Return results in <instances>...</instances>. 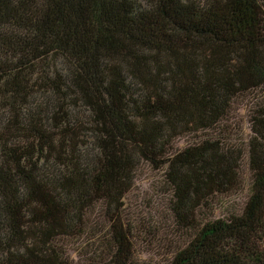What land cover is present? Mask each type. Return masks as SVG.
<instances>
[{"label":"trees","instance_id":"16d2710c","mask_svg":"<svg viewBox=\"0 0 264 264\" xmlns=\"http://www.w3.org/2000/svg\"><path fill=\"white\" fill-rule=\"evenodd\" d=\"M262 89L264 0H0V264H72L76 244L83 264H142L125 205L143 161L173 192L149 252L264 264V100L247 145L218 131Z\"/></svg>","mask_w":264,"mask_h":264},{"label":"rangeland","instance_id":"374dc122","mask_svg":"<svg viewBox=\"0 0 264 264\" xmlns=\"http://www.w3.org/2000/svg\"><path fill=\"white\" fill-rule=\"evenodd\" d=\"M264 100V89L254 91L235 100L232 111L229 116L218 126V131L229 133L232 144L236 147L247 145L252 136L251 116L253 107ZM84 110V109H82ZM230 140V141H231ZM90 142H94V137H90ZM192 142V137H181L176 142L178 149L187 147ZM244 147V146H243ZM247 160V157L244 155ZM244 158V160H245ZM242 177L244 181L249 179V171L247 162H243ZM163 171L154 170L147 162H141V166L135 173V181L133 188L126 199L125 211L131 218L133 225L138 227V236L140 244L137 248V256L142 264H165L168 257L161 252H149L147 243L144 242L147 237L143 235V231L148 227L156 225L161 226L160 230L167 229L166 226L171 225L169 221V209L167 205L172 199L171 192L166 184ZM247 185V182H245ZM247 197V189L234 193L233 196L228 195L221 197L217 209H215V218L225 217L228 210H241ZM172 229V227H171ZM164 234H167L163 232ZM157 237V236H156ZM174 240L182 239L179 236H172ZM171 238V237H169ZM161 239V238H160ZM69 248L68 254L72 264H83L80 260V254L83 248H78L77 244Z\"/></svg>","mask_w":264,"mask_h":264}]
</instances>
